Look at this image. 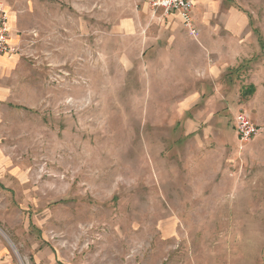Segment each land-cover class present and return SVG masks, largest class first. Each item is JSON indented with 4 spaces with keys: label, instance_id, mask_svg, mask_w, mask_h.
<instances>
[{
    "label": "rangeland",
    "instance_id": "rangeland-1",
    "mask_svg": "<svg viewBox=\"0 0 264 264\" xmlns=\"http://www.w3.org/2000/svg\"><path fill=\"white\" fill-rule=\"evenodd\" d=\"M236 4L264 37V0ZM0 7L17 46L0 56L24 62L33 98L0 132L15 264H264V122L247 142L234 123L246 79L187 110L141 61L154 30L140 0Z\"/></svg>",
    "mask_w": 264,
    "mask_h": 264
},
{
    "label": "crops",
    "instance_id": "crops-1",
    "mask_svg": "<svg viewBox=\"0 0 264 264\" xmlns=\"http://www.w3.org/2000/svg\"><path fill=\"white\" fill-rule=\"evenodd\" d=\"M236 2L239 0H195L200 38L196 42L178 14L154 12L148 0H140L139 16L150 20L154 30L141 61L149 67L148 74L156 73L161 77L158 81L175 85L177 97L182 98V107L187 110L203 97L211 100L230 93L243 77L246 82L241 93L251 98L245 111L260 127L259 123L264 122V75L260 77L256 72H264V37L251 14ZM23 63L18 58L0 56V132L5 125L6 108L31 105V85L21 80ZM213 85H218V91ZM186 123L195 126L196 122L187 119ZM0 264H15L7 241L1 236Z\"/></svg>",
    "mask_w": 264,
    "mask_h": 264
},
{
    "label": "built area",
    "instance_id": "built-area-1",
    "mask_svg": "<svg viewBox=\"0 0 264 264\" xmlns=\"http://www.w3.org/2000/svg\"><path fill=\"white\" fill-rule=\"evenodd\" d=\"M154 12L161 10L169 15L176 13L182 19L184 27L189 31L190 36L199 40V29L194 16L195 0H148ZM9 16L0 7V54L13 55L17 52V46L10 41ZM235 128L241 142L252 140L260 133V127L251 119L243 109L234 116Z\"/></svg>",
    "mask_w": 264,
    "mask_h": 264
}]
</instances>
